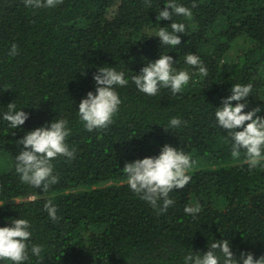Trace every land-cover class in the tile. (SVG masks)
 Segmentation results:
<instances>
[{
    "label": "trees",
    "instance_id": "1",
    "mask_svg": "<svg viewBox=\"0 0 264 264\" xmlns=\"http://www.w3.org/2000/svg\"><path fill=\"white\" fill-rule=\"evenodd\" d=\"M177 2L192 15H173L186 26L173 48L153 35L171 30V20H157L164 0H61L50 9L0 0V113L12 102L29 113L22 128L0 121V227L7 218L31 222L24 264H183L189 251L206 252L219 239L231 243L236 259L264 256V161L249 168L243 149L234 157L214 115L239 83L252 85L245 111L259 106L264 116V0ZM240 37L246 45L233 49ZM13 43L18 53L10 57ZM166 53L190 72L188 85L175 95L168 88L155 96L138 91L131 76ZM188 53L200 56L206 77L184 63ZM99 66L124 70L129 84L117 88L122 103L112 123L88 131L76 106L95 90ZM173 117L181 125L166 131ZM54 118L69 121L74 156L52 161L58 182L42 190L15 172L22 147L16 141ZM164 144L189 155L192 167L190 182L169 193L174 203L160 212L129 188L122 168L158 155ZM49 200L55 220L44 208ZM196 204L198 214L184 212ZM33 245L42 247L39 257Z\"/></svg>",
    "mask_w": 264,
    "mask_h": 264
},
{
    "label": "clouds",
    "instance_id": "2",
    "mask_svg": "<svg viewBox=\"0 0 264 264\" xmlns=\"http://www.w3.org/2000/svg\"><path fill=\"white\" fill-rule=\"evenodd\" d=\"M23 2L25 7L50 9L56 7L61 0ZM164 5L157 15V20H171V30L160 27L153 35L160 38L161 45L175 48L181 45V35L178 33H186V26L173 22L172 17H190L192 11L177 0H164ZM17 53V45L13 43L8 54L14 57ZM177 62L178 60H174L167 53L161 54L154 61L146 59L139 73L134 72L131 76V81L138 91L148 96L157 95L162 88L170 89L174 95L180 93L189 83L190 72L178 70L175 67ZM184 63L192 66L202 77L208 75V69L197 54H186ZM93 80L95 90H89L76 106L79 119L88 131L107 128L112 123L122 103L117 88L129 84L126 72L111 66H99L93 74ZM251 91V84L232 85L230 95L223 98L221 105L215 108L214 115L218 126L224 129L233 141L232 155L240 156V150L243 149L249 168H255L264 161V116L257 115L261 111L259 106L245 111ZM234 101L236 103H233ZM28 118L29 113L22 108L17 109L14 102L7 105V111L0 113V121L8 122L10 129L22 128ZM68 124L66 118H54L45 125L26 131L24 136L16 141L22 147L14 157L15 172L23 183L46 190L58 182L52 161L58 156H74V150H70L66 143V138L70 135ZM180 125V118L173 117L164 129L168 131ZM191 167L192 160L189 155L171 144H164L160 147L158 155L125 162L122 171L126 175L129 188L140 199L154 209L165 212L174 203L169 193L174 189L184 188L190 182L191 177L187 172ZM44 208L49 217L55 220L56 206L49 200ZM184 212L195 216L200 212V206H186ZM7 219L9 224L0 227V262L8 260L11 264H24L29 258L27 242L32 236L31 222L21 217ZM231 248L232 245L227 239H219L212 242L206 252L189 251L183 257V264H264V256L254 259L250 252L241 253L240 258L236 259ZM41 251L40 245L31 247L34 256L39 257Z\"/></svg>",
    "mask_w": 264,
    "mask_h": 264
},
{
    "label": "rangeland",
    "instance_id": "3",
    "mask_svg": "<svg viewBox=\"0 0 264 264\" xmlns=\"http://www.w3.org/2000/svg\"><path fill=\"white\" fill-rule=\"evenodd\" d=\"M245 45H246V40L244 38L240 37L239 39L236 40V45H235V47L233 46V49L240 48V47L245 46ZM231 58L233 59V57H231ZM227 59H230V57L227 56ZM228 67H230V64H228V63H224L222 66V68L224 70H226Z\"/></svg>",
    "mask_w": 264,
    "mask_h": 264
}]
</instances>
